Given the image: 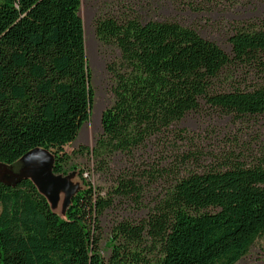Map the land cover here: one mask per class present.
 Instances as JSON below:
<instances>
[{
    "label": "trees",
    "instance_id": "1",
    "mask_svg": "<svg viewBox=\"0 0 264 264\" xmlns=\"http://www.w3.org/2000/svg\"><path fill=\"white\" fill-rule=\"evenodd\" d=\"M81 5L0 0V163L43 148L56 174L76 169L64 148L94 103ZM96 33L121 49L123 67L113 69L115 103L102 116V134L80 150L109 190L84 180L64 219L30 179L0 181V264H237L264 235V161L229 156L204 166L176 148L183 135L172 129L203 106L264 116V82L234 80L243 69L264 75V16L240 22L230 53L192 26L137 14L99 18ZM117 157L125 166L115 171ZM160 179L168 187L144 219L114 224L106 260L100 218L119 199L142 204Z\"/></svg>",
    "mask_w": 264,
    "mask_h": 264
},
{
    "label": "rangeland",
    "instance_id": "2",
    "mask_svg": "<svg viewBox=\"0 0 264 264\" xmlns=\"http://www.w3.org/2000/svg\"><path fill=\"white\" fill-rule=\"evenodd\" d=\"M186 1L194 2L195 6H190L185 3ZM80 14L85 25L88 46L86 52L92 77L94 103L91 118L80 131L76 142L66 146L64 152L70 158L69 167L74 166L76 167L74 170L82 172V176L79 175L76 180L80 183L81 179L85 180L105 194L110 183H103L98 174H93L92 156L80 149L82 147L91 149L103 132L102 116L115 103L116 78L113 69L123 67V61L121 49L115 42L104 43L98 38L96 21L103 17L120 18L128 14H137L144 19L176 20L183 25L196 28L204 37L216 41L230 53L231 44L228 40L230 34L240 22L264 16V0H82ZM247 70H241L234 80L242 84L264 82V75L260 77L255 73H248ZM172 130L175 134L180 132L183 135L182 140L177 137L179 139L176 148L179 151L195 152L197 160L204 166L220 167L229 156L232 160L239 159L246 164H252L256 160L264 161V116L241 119L203 106L199 111L188 114ZM33 155L35 154L28 156L26 168L41 190H44L51 199H54L57 193L67 191L68 184L64 177L52 171L54 162L52 153L44 150L40 154L41 164L38 172L32 166L38 156ZM187 164L189 168L193 163ZM124 166L122 157L114 160L115 171ZM167 187V181L160 179L145 193L142 204L136 205L119 199L115 206L100 218L102 235L100 247L106 260L111 255L110 237L114 224L121 220L139 222L144 219L155 202L164 195ZM158 254L155 249L151 257L155 259ZM237 264H264V235Z\"/></svg>",
    "mask_w": 264,
    "mask_h": 264
},
{
    "label": "water",
    "instance_id": "3",
    "mask_svg": "<svg viewBox=\"0 0 264 264\" xmlns=\"http://www.w3.org/2000/svg\"><path fill=\"white\" fill-rule=\"evenodd\" d=\"M44 150H46V149L36 148L34 150H31L30 152L25 154L19 161H17L14 164H11V165L0 163V181L7 183V184L14 185L18 181H20L21 179H24V178L30 179L35 184V186L38 188L40 193L46 197L48 203L50 204L51 209L57 215H59L61 218L65 219L66 213L72 204L73 196L78 191L84 189L85 185H84V182L82 179H81V181H82L81 183L76 180V178L80 175V170L71 171L70 173H68L66 175L57 174V175L64 177L65 181L68 184V187H66V188H68V190L67 191L63 190L60 193H57L56 196L54 197V199H51L44 192V190H41V188L38 186L36 180L31 176V173L26 168L28 156L35 154L33 156H38V157L35 159L32 166H34V168L38 172V169H39L40 164H41V159L39 156ZM46 151H49V150H46ZM52 156H53V154H52ZM53 159H54V156H53ZM53 167H54V162H53ZM6 170H8V171H6ZM52 171H53V169H52ZM15 180H16V182L13 183Z\"/></svg>",
    "mask_w": 264,
    "mask_h": 264
},
{
    "label": "bare ground",
    "instance_id": "4",
    "mask_svg": "<svg viewBox=\"0 0 264 264\" xmlns=\"http://www.w3.org/2000/svg\"><path fill=\"white\" fill-rule=\"evenodd\" d=\"M87 49H88V46H87V41H86V51H87Z\"/></svg>",
    "mask_w": 264,
    "mask_h": 264
},
{
    "label": "crops",
    "instance_id": "5",
    "mask_svg": "<svg viewBox=\"0 0 264 264\" xmlns=\"http://www.w3.org/2000/svg\"><path fill=\"white\" fill-rule=\"evenodd\" d=\"M71 172V171H70Z\"/></svg>",
    "mask_w": 264,
    "mask_h": 264
}]
</instances>
